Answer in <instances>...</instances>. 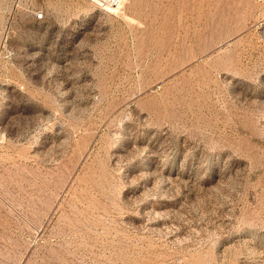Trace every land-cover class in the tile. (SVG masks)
I'll return each instance as SVG.
<instances>
[{
	"label": "rangeland",
	"instance_id": "1",
	"mask_svg": "<svg viewBox=\"0 0 264 264\" xmlns=\"http://www.w3.org/2000/svg\"><path fill=\"white\" fill-rule=\"evenodd\" d=\"M0 264H264V0H0Z\"/></svg>",
	"mask_w": 264,
	"mask_h": 264
},
{
	"label": "built area",
	"instance_id": "2",
	"mask_svg": "<svg viewBox=\"0 0 264 264\" xmlns=\"http://www.w3.org/2000/svg\"><path fill=\"white\" fill-rule=\"evenodd\" d=\"M36 17L38 19H42L44 17V13L43 12H38V13H36Z\"/></svg>",
	"mask_w": 264,
	"mask_h": 264
}]
</instances>
